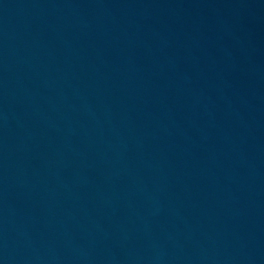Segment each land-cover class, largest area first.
<instances>
[{"label":"water","instance_id":"obj_1","mask_svg":"<svg viewBox=\"0 0 264 264\" xmlns=\"http://www.w3.org/2000/svg\"><path fill=\"white\" fill-rule=\"evenodd\" d=\"M0 264H264V0H0Z\"/></svg>","mask_w":264,"mask_h":264}]
</instances>
